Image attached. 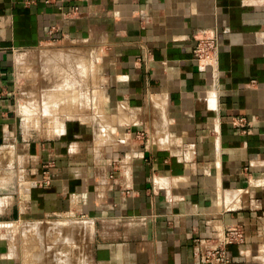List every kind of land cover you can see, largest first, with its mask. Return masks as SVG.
I'll list each match as a JSON object with an SVG mask.
<instances>
[{"label":"crops","instance_id":"1","mask_svg":"<svg viewBox=\"0 0 264 264\" xmlns=\"http://www.w3.org/2000/svg\"><path fill=\"white\" fill-rule=\"evenodd\" d=\"M73 43L98 107L20 113L37 54ZM66 216L72 264H197L195 239L231 225V264H264V0H0V264H33L27 231Z\"/></svg>","mask_w":264,"mask_h":264},{"label":"rangeland","instance_id":"2","mask_svg":"<svg viewBox=\"0 0 264 264\" xmlns=\"http://www.w3.org/2000/svg\"><path fill=\"white\" fill-rule=\"evenodd\" d=\"M94 56L92 48L82 43L60 45L39 52L35 58L37 67L32 70L30 81L24 84L22 76L20 78V89L15 98L19 112L23 114L25 111L35 119L42 120L41 124L45 125L53 120L54 114H75L87 111L93 105L97 108L99 101L96 96L98 90L95 77L98 75V69ZM69 61L78 64L79 73L78 70L73 71L68 67L70 65L67 64H71ZM49 62L54 67L51 68ZM92 95L96 96L95 100H91ZM47 97L58 99H42ZM73 219L66 216L52 220L53 222L69 220L63 228L51 227L53 225L51 223L45 227H31L27 231V236L31 238L28 254L31 255L33 264H72L75 261L74 257L76 258L79 250L81 252L82 246L81 235L74 231L73 226L68 225ZM45 238L47 242L44 241Z\"/></svg>","mask_w":264,"mask_h":264},{"label":"built area","instance_id":"3","mask_svg":"<svg viewBox=\"0 0 264 264\" xmlns=\"http://www.w3.org/2000/svg\"><path fill=\"white\" fill-rule=\"evenodd\" d=\"M195 58L202 65L214 64L218 60V39L216 35H207L197 40L194 47ZM240 124L246 119L240 118ZM246 232L241 225L228 226L217 238H196L194 241V258L197 264H231L228 252L230 245H245Z\"/></svg>","mask_w":264,"mask_h":264},{"label":"bare ground","instance_id":"4","mask_svg":"<svg viewBox=\"0 0 264 264\" xmlns=\"http://www.w3.org/2000/svg\"><path fill=\"white\" fill-rule=\"evenodd\" d=\"M35 231V230H34ZM30 235V234H29ZM29 241V240H28Z\"/></svg>","mask_w":264,"mask_h":264}]
</instances>
